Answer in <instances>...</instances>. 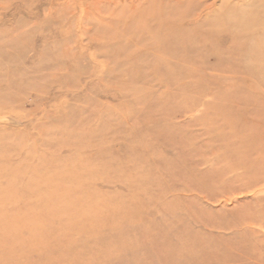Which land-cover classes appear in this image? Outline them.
Returning a JSON list of instances; mask_svg holds the SVG:
<instances>
[{
  "label": "rangeland",
  "instance_id": "obj_1",
  "mask_svg": "<svg viewBox=\"0 0 264 264\" xmlns=\"http://www.w3.org/2000/svg\"><path fill=\"white\" fill-rule=\"evenodd\" d=\"M258 51L264 0H0V264H264Z\"/></svg>",
  "mask_w": 264,
  "mask_h": 264
},
{
  "label": "bare ground",
  "instance_id": "obj_2",
  "mask_svg": "<svg viewBox=\"0 0 264 264\" xmlns=\"http://www.w3.org/2000/svg\"><path fill=\"white\" fill-rule=\"evenodd\" d=\"M250 20V21H249ZM249 23L254 21V17L253 16H248V20ZM258 63L257 66H253L251 68H249L250 70H252V72H254V74L257 75H261L264 72V52L263 51H258ZM187 247H184V250H187Z\"/></svg>",
  "mask_w": 264,
  "mask_h": 264
}]
</instances>
